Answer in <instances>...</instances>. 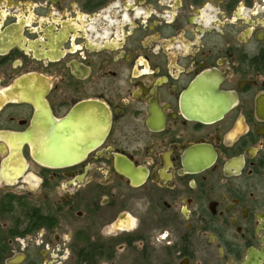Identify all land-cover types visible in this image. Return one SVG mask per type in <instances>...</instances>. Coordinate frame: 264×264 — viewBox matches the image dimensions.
<instances>
[{"label": "flooded vegetation", "instance_id": "obj_1", "mask_svg": "<svg viewBox=\"0 0 264 264\" xmlns=\"http://www.w3.org/2000/svg\"><path fill=\"white\" fill-rule=\"evenodd\" d=\"M0 264H264V0H0Z\"/></svg>", "mask_w": 264, "mask_h": 264}, {"label": "water", "instance_id": "obj_2", "mask_svg": "<svg viewBox=\"0 0 264 264\" xmlns=\"http://www.w3.org/2000/svg\"><path fill=\"white\" fill-rule=\"evenodd\" d=\"M78 139L80 145V156L83 157L95 143H91L89 137H48L47 149L52 154L45 164L51 167L65 166L73 163V154L70 152L74 141ZM75 158V157H74Z\"/></svg>", "mask_w": 264, "mask_h": 264}]
</instances>
